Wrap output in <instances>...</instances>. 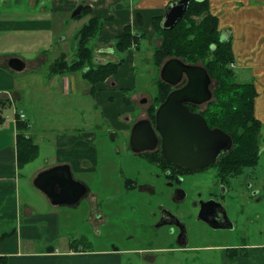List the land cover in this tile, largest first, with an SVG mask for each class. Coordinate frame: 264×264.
Listing matches in <instances>:
<instances>
[{
    "label": "rangeland",
    "instance_id": "374dc122",
    "mask_svg": "<svg viewBox=\"0 0 264 264\" xmlns=\"http://www.w3.org/2000/svg\"><path fill=\"white\" fill-rule=\"evenodd\" d=\"M61 16L51 31L46 28L28 29L25 33L15 34L12 32L10 38L4 39L5 45H0V51L3 50L7 55L11 53L12 56L31 61L29 64L37 68L33 70L29 67L20 72L8 70L12 85L0 88L3 90L0 93L8 92L5 90L11 89L20 92L22 97L21 100H17L18 107L22 108L30 117L32 125L30 132L34 133V137L41 147V155L36 162L38 165H51L54 159L53 149L58 138L66 139V136L78 133V130L82 129L95 132L96 135L100 133L96 140L100 143V147L97 148L101 152L98 172L75 175L76 179L78 176L88 182L89 186L87 187L96 195L92 201L97 209L95 208L87 214V211H84V207L87 206L86 198L81 200L80 210L74 213L76 217L72 222L75 224L74 227H77V231L72 234H70L71 231H68L71 236L76 233L83 235L84 239L81 243L87 251H90L88 253L93 254L90 257V264H244L246 261H250V264H264L262 249L247 253L249 250L244 246L264 245V189L258 188L257 199L251 197L244 206L245 215H242L238 204L231 207L234 221L238 226H243L240 232L218 236L213 241L210 239L209 243L198 244L199 247H190L187 248L188 250L177 247V249L159 250L144 246L138 253L123 252L124 246L120 245L118 240L121 238L122 228L131 226L134 219L133 205L138 197L137 188L134 185L143 181L140 171L144 174L145 169H154L146 163L143 156H138L129 149L130 137L128 133L130 128L128 127L131 122L126 123V120L128 117L131 120L132 114L136 119L146 117L147 106L157 95L156 81L160 78L161 68L158 69L154 66L152 56L155 46L159 45L161 41L159 38L153 39L152 34L148 39H142L140 48L134 46L125 55L127 60L121 68L120 77L110 78L106 84L101 85L100 91L104 88L107 90H103L105 93L99 96L103 97L106 102H109V99L111 102L116 101V97L108 99L110 90H118L113 95L121 101V90L129 86L131 89L130 98L138 107L135 110L134 105L128 107L125 104L123 106L121 102L111 106L113 116L118 119L111 123L106 117L101 116L105 106H103L104 104L97 105L96 97L89 93L90 84L82 77L81 72L66 75L67 77L54 75L53 78L48 72L50 64L60 56L67 58L70 63L75 61L78 46L77 30L89 19V16L83 17V19L68 18L70 23H67L64 18L68 16L66 14H61ZM135 25L137 26V24ZM106 26L112 27L111 24H106L105 32ZM110 30L112 29H109V32ZM109 32L104 33L101 39L90 43L93 48L95 47V57L99 58L98 62L119 60L116 54H110L106 50L103 54L101 51V48H114L115 46L114 36L116 37L119 32ZM150 32L153 33V29ZM101 41L103 45L99 44ZM8 42L10 45H7ZM66 79L71 80L68 90L64 84ZM212 88H215V84ZM143 97L147 98V102H142ZM111 110L107 111L110 113ZM11 111V107H6L3 113L7 116L12 114ZM95 121H99L102 128L96 129ZM80 127L84 128L80 129ZM112 134L116 136L115 139H112ZM95 142L92 143L94 148L97 145ZM260 142L264 147V130ZM260 155L258 166L247 173L251 174V181L255 177L256 179L260 177V181L263 182H257V184L264 185V151ZM110 165H114L116 169L113 176L108 174ZM35 166L31 165L21 172L23 175L20 176L21 181L19 182L21 188L18 190L22 201L29 200V196L34 192L25 182ZM208 170L217 175L215 167H210ZM112 180L117 183L109 186L108 183ZM132 187L134 188L132 189ZM92 214L94 215L92 216ZM259 214L262 215L261 218L257 217ZM244 226H247L246 229ZM133 231V228H128L126 232ZM232 248H238L243 256L240 255L234 259L227 256L226 250ZM95 254L100 255L95 256ZM239 258H241L240 263H238Z\"/></svg>",
    "mask_w": 264,
    "mask_h": 264
},
{
    "label": "crops",
    "instance_id": "0c3cea01",
    "mask_svg": "<svg viewBox=\"0 0 264 264\" xmlns=\"http://www.w3.org/2000/svg\"><path fill=\"white\" fill-rule=\"evenodd\" d=\"M175 2L177 1L0 0V45H5L4 39L10 38L12 32L15 34L25 33L28 29L38 30V28L53 30L54 24L62 17L61 14H66L68 17L64 19L67 23H70L68 18H72L74 10L80 5L91 7L94 16L113 17L110 22L106 23L112 25V27L106 26V32L112 29L110 32H119L118 36L126 25H131L132 29L135 30L150 32L152 31L153 18L163 16L164 20L168 8ZM209 3L210 13L219 19L218 26L221 30V38L230 39L232 42V51L235 58V63L232 64L236 77L242 83L252 82L256 86L258 97L255 101V116L262 122L264 130V0H209ZM138 17H141L145 22L143 29H138L139 27L135 25L138 23ZM101 43L102 41L99 44L103 45ZM7 45H10V42ZM104 50L110 54H116L114 48H101L103 54ZM8 54L3 50L0 51V86L2 84L0 88H7L12 85L11 76L7 73L8 70H14L9 65L10 59L20 58V60H23L25 69L22 71L27 70L29 67L33 70L37 68L29 64L31 61H26L15 55L12 56L11 53ZM97 59L99 60V58ZM101 62L105 63L104 60ZM69 83H71V80L68 79L64 82L67 90L70 86ZM101 85L94 96L98 101V106L103 104L105 106L101 116L106 117L112 123L118 119L113 116L110 107L118 102H121L123 106L126 104L130 107L134 105V100L131 99V105H128L124 101L122 90L120 93L122 95L121 101L113 95L118 90H110L108 99L116 97V101L111 102L109 99V102H106L103 97L99 96L107 90L103 87L104 89L100 91ZM126 88L130 87L126 86ZM5 91L8 92L0 93V118L2 119L0 120V237L2 238L0 240V257L5 258L6 264H86V262L90 264V257L93 254L88 253L90 251H87L81 243L84 239L83 235L76 233L71 236L68 234V231H71L70 234L77 231V227H74L75 224L72 222L76 217L74 213L80 210L79 205L81 203L75 207L54 206L43 192L37 190L34 186V180L41 172L64 163L71 165L72 175L75 179V175L79 174H96L100 167L101 152L97 148L100 147V143L96 141L100 133L96 135L97 133L86 131L82 129L84 127H80L82 130H78V133L68 135L66 139L58 138L53 149L54 159L51 165H38L36 162L41 155V147L37 143L34 133L30 132L32 129L30 117L22 108L18 107L17 100L22 96L16 89ZM89 93H91V90H89ZM6 107L12 108L11 115H4L3 111ZM108 109L111 110L110 113L107 111ZM20 112L27 115L28 120L26 121L30 125L26 134L33 138L40 147L39 157L22 169L17 164L16 151V137L18 134L16 114ZM94 127L96 129L102 128L99 121H95ZM118 129L120 130L119 127ZM111 137L112 139L116 138L114 134ZM94 142L97 144L95 148L92 144ZM55 155L56 157H54ZM31 165L36 166L25 183L29 184L34 192L29 196V200L22 201L18 190L21 188L19 185L20 176H23L21 172ZM115 171L114 165H110L108 174L113 176ZM253 176H255V173H253ZM77 179L89 186L88 182L78 176ZM256 180L255 177L253 182ZM257 181L258 183L263 182L260 181V177ZM115 183L117 181L112 180L108 184L110 186ZM259 187L262 190L264 189V185ZM95 208L94 206L93 210ZM84 211H87V214L90 211L92 212L88 209V206L84 207ZM244 246L249 250L247 253L257 249L264 251V245ZM236 249L238 250V248ZM97 255L100 254H95V256ZM240 259H238V263L241 262ZM244 264H250V261H246Z\"/></svg>",
    "mask_w": 264,
    "mask_h": 264
},
{
    "label": "trees",
    "instance_id": "16d2710c",
    "mask_svg": "<svg viewBox=\"0 0 264 264\" xmlns=\"http://www.w3.org/2000/svg\"><path fill=\"white\" fill-rule=\"evenodd\" d=\"M83 8L82 14L76 18L83 19L89 16V20L77 30L76 59L70 63L67 58L58 57L49 66L48 72L52 78L54 75L65 76L79 71L90 84L91 94L94 96L101 84L119 76L120 68L127 60L125 55L134 46L140 48V41L148 39L152 34L153 39L159 38L161 41L155 46L152 56V63L156 68L160 69L169 59L179 58L189 64L204 66L214 81L215 88L212 90L214 98L205 109L204 115L210 126L225 130L231 135L234 146L229 152L221 155L213 167L225 177H239L258 166L263 130L262 122L255 116L258 91L254 83H242L236 77L235 69L232 67V63H235L232 42L230 39L221 38L219 19L210 13L209 0H192L184 19L170 29L163 28V16L153 18L151 27L153 33L132 29L131 25L124 26L113 42L114 52L119 60L105 63L97 61L95 47L93 48L90 43L104 36L105 25L113 17L94 16L91 7L83 6ZM137 27L138 29L145 27L141 17H138ZM160 79L156 81L157 95L147 110L148 117L153 123L156 121L158 106L172 91L171 86ZM130 91V88L122 90L124 101L128 105H131ZM16 120L17 164L22 169L39 157L40 147L26 134L30 128L29 122L20 120L18 114ZM146 156L155 162L161 160L171 164L163 158L161 150L147 153ZM226 255L237 258L243 256V253L234 248L227 249ZM0 264H6L5 258L0 257Z\"/></svg>",
    "mask_w": 264,
    "mask_h": 264
},
{
    "label": "flooded vegetation",
    "instance_id": "af4514ba",
    "mask_svg": "<svg viewBox=\"0 0 264 264\" xmlns=\"http://www.w3.org/2000/svg\"><path fill=\"white\" fill-rule=\"evenodd\" d=\"M186 84L187 80H183L177 87H171L172 91ZM213 84L214 82L210 86L211 91ZM213 98L214 95L212 100ZM141 100L143 103L147 102V98L143 97ZM211 101L201 105L192 103L186 105L191 112L199 113L205 118V109ZM151 104L147 106V110ZM133 107L135 110L138 108L137 105ZM131 117V120L129 117L126 120V123L131 122L128 127L130 128L129 137L137 121L150 120L147 112L146 117L140 119L133 117V114ZM207 124L210 128H214L208 121ZM160 144L161 137L159 136V145L156 150L137 154L143 156L146 163L154 169H145L144 174L140 171L143 181L134 185L138 196L133 205L134 219L131 226L122 228L121 238L118 240L119 244L124 246L123 252L138 253L144 246H150L151 249L159 247L158 249L164 250L177 247L188 250L187 248L190 247H199L198 244L209 243L210 239L213 241L218 236L242 231L243 226H238L232 217L231 207L238 204L242 215H245L244 206L249 202L248 199L251 197L257 199L258 189H260V184H257L258 179L251 181V174L247 171L239 177H225L218 170L217 175L211 173L208 170L210 167L197 171H186L184 168L161 160L155 162L146 154L161 150ZM84 198H86L88 209L93 210L92 200L95 194L90 188ZM80 202L72 206H78ZM257 217L261 218L262 215L259 214ZM246 227L244 226V229ZM128 228H133L134 231L126 232ZM178 244H187V246L179 247Z\"/></svg>",
    "mask_w": 264,
    "mask_h": 264
},
{
    "label": "water",
    "instance_id": "95a60500",
    "mask_svg": "<svg viewBox=\"0 0 264 264\" xmlns=\"http://www.w3.org/2000/svg\"><path fill=\"white\" fill-rule=\"evenodd\" d=\"M201 1V0H199ZM192 0H178L167 10L163 28L170 29L185 17ZM83 5L76 8L72 18L80 16ZM9 65L16 71L25 69L20 58L10 59ZM208 70L199 64H189L179 58L167 60L160 70V80L172 88L187 80V84L169 92L158 106L156 121L140 119L133 127L130 149L135 154L154 151L161 137V151L173 166L190 171L213 167L221 155L233 148V138L220 128H210L203 115L191 112L187 105H201L212 100L213 92ZM264 147H261V153ZM70 164H59L36 176L34 186L43 192L54 206H72L84 199L87 185L76 180ZM185 247L187 244H178Z\"/></svg>",
    "mask_w": 264,
    "mask_h": 264
},
{
    "label": "built area",
    "instance_id": "2783aa9c",
    "mask_svg": "<svg viewBox=\"0 0 264 264\" xmlns=\"http://www.w3.org/2000/svg\"><path fill=\"white\" fill-rule=\"evenodd\" d=\"M19 114V119L22 121L28 120L27 115L24 112L17 113Z\"/></svg>",
    "mask_w": 264,
    "mask_h": 264
}]
</instances>
